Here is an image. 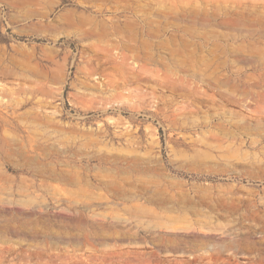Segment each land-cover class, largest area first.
I'll return each mask as SVG.
<instances>
[{
    "label": "rangeland",
    "instance_id": "rangeland-1",
    "mask_svg": "<svg viewBox=\"0 0 264 264\" xmlns=\"http://www.w3.org/2000/svg\"><path fill=\"white\" fill-rule=\"evenodd\" d=\"M0 264H264V0H0Z\"/></svg>",
    "mask_w": 264,
    "mask_h": 264
}]
</instances>
